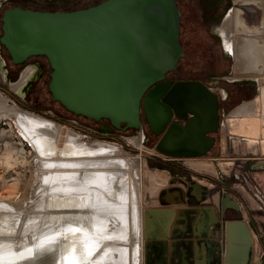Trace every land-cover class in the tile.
I'll use <instances>...</instances> for the list:
<instances>
[{
    "label": "bare ground",
    "instance_id": "1",
    "mask_svg": "<svg viewBox=\"0 0 264 264\" xmlns=\"http://www.w3.org/2000/svg\"><path fill=\"white\" fill-rule=\"evenodd\" d=\"M235 1L217 26L223 48L232 54L236 72L263 70V64L260 68L258 64L264 58V19L257 28L248 26L243 9ZM238 1L255 4L264 13V0ZM27 76L26 69L9 83L11 90L18 91ZM259 80L257 94L236 104L227 119L229 131L250 143L258 141L259 121L264 119V78ZM9 99L0 89V119H7L11 129L15 125L20 140H15L9 129H0V144H4L2 171L14 183L17 177L9 167L19 156H26L28 146L34 174L29 175L30 195L24 193L20 203L13 199L19 204L8 200L10 195H0V264H145L147 232L154 225L155 215L170 222L175 211L155 204L148 210L144 208L141 154L113 139L87 137L67 123ZM246 124L248 129L244 128ZM188 130L194 140L201 137L196 155L205 154L214 143L209 133L216 130L204 132L206 127L200 124ZM210 137L213 142L207 148ZM123 138L132 148L143 150L141 130ZM150 171V179L164 182L160 176L164 172ZM198 182L191 186L200 196L203 188ZM176 193V189L168 192L166 200L174 203ZM193 214L192 208L181 206L176 223L187 224ZM226 241V252H242L237 264H244L253 245L246 223L228 222Z\"/></svg>",
    "mask_w": 264,
    "mask_h": 264
},
{
    "label": "water",
    "instance_id": "2",
    "mask_svg": "<svg viewBox=\"0 0 264 264\" xmlns=\"http://www.w3.org/2000/svg\"><path fill=\"white\" fill-rule=\"evenodd\" d=\"M1 20L0 42L14 62L47 56L49 91L68 110L136 129L142 113L148 128L160 134L156 148L173 156L197 154L201 137L194 140L188 128L217 130L219 101L211 90L217 79H164L182 55L176 0H101L72 10L12 6ZM227 207L239 206L225 190L222 216ZM235 221L243 220L225 222V240L228 222ZM249 258L250 252L244 264H264L262 257Z\"/></svg>",
    "mask_w": 264,
    "mask_h": 264
},
{
    "label": "rangeland",
    "instance_id": "3",
    "mask_svg": "<svg viewBox=\"0 0 264 264\" xmlns=\"http://www.w3.org/2000/svg\"><path fill=\"white\" fill-rule=\"evenodd\" d=\"M94 1L100 0H81V3L86 5ZM205 1L206 0H179V9L181 12L179 40L184 54L179 59L177 68L170 70L166 76L174 79L197 78L206 83L217 79L218 81L216 83L211 84L213 90H215L219 96H224L226 91L229 92L228 98L223 100L219 98V125L216 131L211 132V135L214 136V143L211 148L203 155L173 156L164 154L156 148V142L160 134L152 132L148 128L145 119L142 120L141 128L136 129L131 127L126 132L112 134H104L98 131L96 134H89L87 136L113 139L120 142L125 149L141 154L143 158L142 200L146 210L150 207H155V205H168L164 198L166 192L165 187L169 186L171 189L178 188L179 184L183 185L185 190L181 192V202L177 201L176 204H173L174 206L182 202L184 204L205 205V200L207 199H205L204 196L202 199H198L201 201H198L197 198H195L196 196L194 197L190 192V184L198 181L208 192L212 184H216L217 181H221L227 185H234V188H246L248 192H244L254 206L259 205L258 200L253 197L254 191H259L260 195L264 197V119L263 117H261L262 120L259 118V124H262H260L261 128L259 127L260 131L258 130L259 133H257L256 139L258 141L252 143L241 135L231 133L228 128L227 120L228 113L236 104L257 94L259 81H262L259 79L264 78V58H261L258 64L259 68L260 65L263 64V70L236 72L234 70V58L232 54L223 48V40L217 29L219 22L222 20L221 18L224 16L227 9L234 4L235 0H230V6L227 9V0H221L218 6L208 4ZM235 4L243 9V18L246 24L248 23V26H255L254 28H257L261 25V18L264 19V16H262L264 13H262L263 10L261 8L255 4H240L238 0L235 1ZM26 63L27 61L20 62L18 66H16V71L9 72L11 78L8 79V84L7 81L4 82L3 72L0 66V86L2 87H0V89L10 97L9 101L13 100L24 108L42 113L57 121L72 126L71 124L73 122L70 120L75 119L74 116L63 115V113L55 111L52 113L50 111L53 106H57L58 108V106L62 104L58 102V100L53 102L51 92L48 89L49 73L39 81L38 85H36V88L29 96H23L21 94L24 90V86L18 91L13 90V92L11 90L9 83L20 77L21 68ZM48 69L51 70V67L48 66ZM246 79L252 80V82L254 81L252 84L254 91L247 94H239L238 85ZM77 122L78 123H73L75 126L72 127L79 129L77 127H81L80 124H84L85 121L83 119H78ZM245 127H248L247 124L244 128ZM1 128L9 129L14 139L20 140L17 128L14 125L11 129L7 119H0V129ZM140 130L144 131H142L143 150L132 148L123 138V135H135ZM81 131L84 132V130ZM3 149L4 144L1 143L0 155ZM25 149L26 156H19L17 158L18 161L16 160L17 163L14 162L13 165L11 164L9 167L10 171H12V175L14 176L16 174L15 177L18 178H16L18 182L15 180L16 182L14 181L13 183L11 180H8L9 178L6 179L7 176L3 172L4 168H2L3 166L0 163V195H10L7 199L12 202L14 200L18 201L19 198L21 199V197L29 192L30 187L28 186V181L31 180V176L34 174V163L30 156V148L25 146ZM162 160L171 162L175 169L177 166L187 168L186 175L183 176V174L173 173L165 169L161 166ZM154 169L165 173V175L164 173L160 174L162 178L164 177V182H162V179H160V181L159 179H150V170ZM150 180H152V182ZM28 195H30V193H28ZM177 198L179 199V196ZM26 200L29 203V199L27 198ZM18 202L20 203V200ZM18 202L14 201V203ZM10 205L11 204H9V206ZM26 208H28V206H26ZM260 213H264V209H261Z\"/></svg>",
    "mask_w": 264,
    "mask_h": 264
},
{
    "label": "crops",
    "instance_id": "4",
    "mask_svg": "<svg viewBox=\"0 0 264 264\" xmlns=\"http://www.w3.org/2000/svg\"><path fill=\"white\" fill-rule=\"evenodd\" d=\"M211 90H213L212 86ZM213 91L215 92V90ZM217 95L219 101L222 95ZM233 188L234 185L217 181L209 188V192L206 190L204 198L207 200L203 206L184 204L183 202L176 206L173 205L176 203L165 205V207L173 208L175 215L169 225L170 233L167 235L166 241L162 242L159 252L150 257L154 261L152 264H225V262L226 264H237L242 252H226L225 222L231 219L243 220L252 233L253 247L248 263L255 258H264V213H260L262 208L259 205L251 204L249 197L244 192H248L246 188ZM225 190L238 202L239 207L237 209L227 208L224 216H222L220 195ZM183 205L192 208L194 213L190 217L191 236L185 239L181 238V234L173 233L182 225V223H176V214ZM210 210L213 212L212 217L209 215Z\"/></svg>",
    "mask_w": 264,
    "mask_h": 264
},
{
    "label": "flooded vegetation",
    "instance_id": "5",
    "mask_svg": "<svg viewBox=\"0 0 264 264\" xmlns=\"http://www.w3.org/2000/svg\"><path fill=\"white\" fill-rule=\"evenodd\" d=\"M100 1H94L92 3H88L86 5H83L81 3V0H0V35L2 33V29H1L2 20H1V17H2V14H3L4 10L9 8V7L21 6V7H25V8L40 9V10H72V9L87 7L89 5L96 4V3L100 2ZM220 1L221 0H208V1L206 0L205 2H207L208 4H211V5L214 4L215 6H218L220 4ZM176 3H177L178 10H179V31H180L181 12H180V9H179V0H176ZM183 54H184V52H183V49H182V55ZM182 55L179 57V59L182 57ZM179 59H178V63H179ZM23 61H25V62L27 61V63L24 66H22V68H21L22 71L20 72V74L24 70L27 69L28 70V76L26 77V81L22 85V86H24V90L21 92V94L23 96H29L30 93H32L34 91V89L36 88V85H38L39 81H41V79L46 74L48 75V73L50 72V70L48 69V66H50V63H49V60H48L47 56L44 55V54L30 55ZM19 63H16V62H14L11 59L7 49L0 42V66H1V69H2V72H3L2 74H3L4 82L7 81V84H8V79L11 78L9 76V72L16 71V66H18ZM178 63H177V66H178ZM18 71H19V69H18ZM169 71H167L166 74ZM166 74H165V78L164 79H171L172 81H176V80H179V79H185V78H179V79L178 78L177 79L170 78V77H167ZM188 79L199 80L197 78H188ZM253 82H252V80L246 79V80L242 81L241 83H239V85H238L239 94H244V93L247 94V93L253 92L254 91V88L252 86ZM228 97H229V92L226 91L225 95L222 96L221 99L223 100V99H226ZM56 101L57 100L53 99V102H56ZM58 108H57V106L56 107L53 106L50 111L52 113L55 111V112L63 113V115H72L77 120L78 119H83L85 121L84 124H87L88 126H91L92 128H97L99 132H102L104 134H112V133H117V132H126V131H128L131 128V127H126V128L116 127L110 122V120L108 118H105V117H101L98 120H95V119L89 118V117H87L85 115L74 113V112L68 110L67 108H65L63 105L58 106ZM141 117H142V120H144V117H143L142 113H141ZM123 124L124 123H121V125H123ZM209 134H211V133H209ZM145 138H146V136H145ZM183 176H185V175H183ZM178 186H179L178 188H173V189H171L169 186L165 187L166 192L164 194V198H165V201L167 202L166 204H171V202H168V200H166V195H167L168 192H170L171 190H174V189L177 190V193L174 195V197L176 199V201L174 203H177V201L181 202V200H182L181 192H184L185 187H183V185H180V184ZM202 188H203V190L200 191L201 195L199 196L196 193L195 189L190 184V192L194 196H196L197 199H202L203 196L206 193L205 188L203 186H202ZM178 196H179V199L177 198ZM255 198L258 199V203L259 204H261L260 200L262 202H264V199L259 194ZM237 204H238V202H237ZM238 206H239V204H238ZM227 208H233V207H227ZM226 209L224 211V214L226 212ZM236 209H233V210H236ZM210 212H211V210L209 211V215H210ZM155 217L156 218H155L154 225L152 227H150L148 229V232H147L146 250H145V252H146V254H145V264H152L154 262L153 259L150 258L151 255L155 256V254H157V252H159V250L161 249L162 242L166 241V239H167L166 237L170 233L169 232V225H170L172 220L170 222H167L165 220H157L159 217L156 216V215H155ZM190 222L191 221L189 220V222L187 224L179 226L176 231H173V233L181 234L182 235L181 238H184V239L185 238H190V236H191L190 234L192 233V229H191L192 227L190 225ZM185 235H188V236H185Z\"/></svg>",
    "mask_w": 264,
    "mask_h": 264
},
{
    "label": "built area",
    "instance_id": "6",
    "mask_svg": "<svg viewBox=\"0 0 264 264\" xmlns=\"http://www.w3.org/2000/svg\"><path fill=\"white\" fill-rule=\"evenodd\" d=\"M70 121H72L73 123H78L77 122V120H75V119H72V120H70ZM71 124L72 126H75L74 124ZM80 126L81 127H77V128H79V129H81V130H84V132H86L88 135L89 134H96L97 132H98V129L97 128H92L91 126H88V125H86V124H80ZM246 179V178H245ZM244 180V179H243ZM260 195V192L259 191H255L254 192V196L256 197L257 195ZM262 196V195H261ZM262 198L264 199V197L262 196ZM257 199V198H256ZM258 200V199H257ZM260 203L262 204H259V206H260V208H262V209H264V202H262L261 200H260Z\"/></svg>",
    "mask_w": 264,
    "mask_h": 264
},
{
    "label": "trees",
    "instance_id": "7",
    "mask_svg": "<svg viewBox=\"0 0 264 264\" xmlns=\"http://www.w3.org/2000/svg\"><path fill=\"white\" fill-rule=\"evenodd\" d=\"M230 6V0H227V4H226V9ZM162 167L166 168L167 170L173 172V173H180L183 175H186L187 173V168L183 167V166H177L176 169L174 168V165L169 162V161H164L162 160Z\"/></svg>",
    "mask_w": 264,
    "mask_h": 264
},
{
    "label": "snow or ice",
    "instance_id": "8",
    "mask_svg": "<svg viewBox=\"0 0 264 264\" xmlns=\"http://www.w3.org/2000/svg\"><path fill=\"white\" fill-rule=\"evenodd\" d=\"M48 167H51V165H48ZM73 231H79V229H73ZM108 239H110V238H108ZM73 251H75L74 249H73ZM92 253L91 252H89V255H91ZM22 260H24V259H27L26 257H23V256H21L20 257Z\"/></svg>",
    "mask_w": 264,
    "mask_h": 264
}]
</instances>
